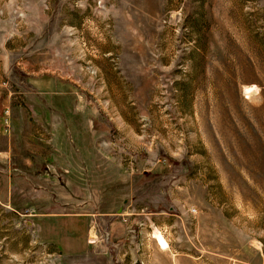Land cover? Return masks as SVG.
<instances>
[{"label":"rangeland","instance_id":"374dc122","mask_svg":"<svg viewBox=\"0 0 264 264\" xmlns=\"http://www.w3.org/2000/svg\"><path fill=\"white\" fill-rule=\"evenodd\" d=\"M67 90L61 119L37 94ZM33 103L51 118H27ZM0 104L21 116L5 133L38 146L34 176L3 164L0 201L119 206L132 259L122 243L114 264H264V0H0ZM6 205L0 264H80Z\"/></svg>","mask_w":264,"mask_h":264},{"label":"crops","instance_id":"0c3cea01","mask_svg":"<svg viewBox=\"0 0 264 264\" xmlns=\"http://www.w3.org/2000/svg\"><path fill=\"white\" fill-rule=\"evenodd\" d=\"M41 84L45 85L44 81H41ZM30 87H32V85H30ZM33 92L36 93L34 88ZM37 94H40L41 96L43 95L44 98L45 96H55L60 98L58 100L57 98L55 99V102L59 103V109L55 110V114L60 119L63 112L69 111V96L71 97L74 95L73 93H70L69 90H67L66 93L54 92L51 94L49 92V94ZM2 106L3 105L0 104V174L9 176V173L7 170H5V166H3V164L8 160H12L16 161V163L18 162L13 171H18L19 175L23 176H25L26 174L29 177L34 176L37 172V141H35L36 139L31 140V132L28 131V133H26V129L25 131L22 129L21 136H11V131H9V134H6L4 126L6 124L8 126H11V124H20L21 116L19 115L20 111L18 109L12 107V109L4 110ZM46 107L48 106L37 105L36 103L27 106L26 109L29 113L27 118H35L36 115L41 116L44 119H46V117L51 118V116L46 115V111H49L46 110ZM49 112L52 113L51 110ZM27 186L28 187H24V189L20 188L18 190L19 193L25 191L28 192V195H31V192H36L35 188L33 187V182L29 181L27 183ZM71 187L73 188V186ZM5 188L7 189L8 187ZM25 197L26 195L19 197L18 201L13 200L12 206L9 202V199H6V197H4L0 202L4 205L8 203L6 207L17 209V211L14 210V212L17 213L20 218L25 219L24 224L25 222L31 224V226L28 227H31L33 229L39 244L47 246L50 250H52L53 253H56L58 256L72 258L80 264H114L113 255L111 259L110 254L114 253L117 246L125 243L124 255L125 257L130 256L132 259V236L129 235V231L127 230V226L125 224V219H121L119 217V206H114L116 211L112 210L103 213L97 212L86 214L83 210L78 209L81 206L75 200H54L50 197H47L46 195H37L36 193H34L32 197L29 196L28 209H24L22 211L21 202ZM31 199L32 201H30ZM38 220H43L41 223H43L46 232L49 233L48 237H51L52 235L61 236L58 242L51 240L43 242V240L39 238L40 232L37 224ZM91 220L97 221L99 223V227L106 230L104 238L101 236L102 233L100 232L98 240L91 241L87 231L89 222ZM116 220H120L122 222L125 231L124 235H122L120 232V226L114 223V221ZM83 222L86 223L85 231L81 229V223ZM111 222L112 234L110 229ZM63 232L64 235H62ZM104 239L106 240V242ZM127 240H130L128 244L126 243ZM160 249L167 250L168 244L167 248ZM109 250L110 253L108 252ZM129 261H131L130 264H133L132 260Z\"/></svg>","mask_w":264,"mask_h":264},{"label":"bare ground","instance_id":"6f19581e","mask_svg":"<svg viewBox=\"0 0 264 264\" xmlns=\"http://www.w3.org/2000/svg\"><path fill=\"white\" fill-rule=\"evenodd\" d=\"M153 239L156 241V243L159 246V248H167V244H166L164 238L162 237V235L159 232H156L153 235Z\"/></svg>","mask_w":264,"mask_h":264},{"label":"water","instance_id":"95a60500","mask_svg":"<svg viewBox=\"0 0 264 264\" xmlns=\"http://www.w3.org/2000/svg\"><path fill=\"white\" fill-rule=\"evenodd\" d=\"M25 225H27V226H31V224H30V223H28V222H25Z\"/></svg>","mask_w":264,"mask_h":264},{"label":"built area","instance_id":"2783aa9c","mask_svg":"<svg viewBox=\"0 0 264 264\" xmlns=\"http://www.w3.org/2000/svg\"><path fill=\"white\" fill-rule=\"evenodd\" d=\"M3 85H6V84H3Z\"/></svg>","mask_w":264,"mask_h":264}]
</instances>
